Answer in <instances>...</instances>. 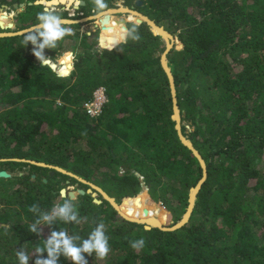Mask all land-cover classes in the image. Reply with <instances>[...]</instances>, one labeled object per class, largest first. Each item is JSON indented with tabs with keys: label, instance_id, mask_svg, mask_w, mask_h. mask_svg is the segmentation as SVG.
<instances>
[{
	"label": "trees",
	"instance_id": "16d2710c",
	"mask_svg": "<svg viewBox=\"0 0 264 264\" xmlns=\"http://www.w3.org/2000/svg\"><path fill=\"white\" fill-rule=\"evenodd\" d=\"M34 1L0 0L11 9L26 3L9 31L38 22L44 5L29 4ZM84 1L76 19L95 14L93 0ZM112 1L106 0L108 8ZM139 9L183 44L182 49L174 46L167 59L182 131L207 165L189 221L175 230L146 228L123 218L108 200L101 197L98 204L86 192L71 200L79 223L57 219L37 225L38 233L29 231L41 213L64 202L61 189L90 186L27 160L62 167L95 183L133 217L161 218V209L165 225L183 218L203 169L178 136L161 62L165 42L139 16L111 14L104 23L101 18L108 27L98 42L111 48L101 52L92 51L97 42L92 33L67 35L78 37L82 46L72 71L68 45L56 62L60 69L54 70L41 67L33 44L24 45V34L3 36L0 170L13 175L0 177V264H18L16 251L21 249L35 264L36 248L53 231L65 230L79 237V244L101 222L110 252L103 260L85 253L87 264H264V0H142ZM52 11L71 18L68 11ZM4 15L0 12V21L8 20ZM80 25L68 26L78 31ZM133 26L139 41L113 43ZM65 38L56 49L45 48V57L55 58ZM101 86L108 101L101 115L91 116L85 104ZM184 122L193 127L189 133ZM143 186L148 190L141 193ZM33 204L37 212L29 211ZM141 238L144 248L132 249L129 241ZM57 264L72 261L60 255Z\"/></svg>",
	"mask_w": 264,
	"mask_h": 264
},
{
	"label": "clouds",
	"instance_id": "9594fccd",
	"mask_svg": "<svg viewBox=\"0 0 264 264\" xmlns=\"http://www.w3.org/2000/svg\"><path fill=\"white\" fill-rule=\"evenodd\" d=\"M43 3L44 0H35L36 5ZM93 4L96 15L103 16L107 14L109 6L106 0H93ZM9 9L11 8L9 7ZM13 10L16 9H11V11ZM37 21L36 24L24 31V45L29 42L36 45L33 55L40 61L41 67H52L53 59L45 57L43 50L45 48L56 49L60 41L67 35L72 34V29L68 26L71 21L52 11L50 7H44L43 11L37 14ZM129 38L133 41L140 40L137 27L133 26L130 29H125L118 39L114 38L113 43L118 44L121 41L126 43ZM61 75H67V73H61ZM60 196L64 202L55 204L50 212L41 213L40 218L30 225L29 231L38 233L37 225L41 223L51 224L57 219L65 223L80 222L71 203L72 199L66 196L64 189L60 190ZM29 211L37 212V206L35 204L31 205ZM79 239V237L69 236L65 230L53 231L50 237L43 241V246L36 248L35 251L38 256L35 264H57L60 255L70 259L72 264H87L85 253L88 255L94 253L96 258L100 260L107 258L110 252L109 238L105 235V225L102 222L90 232L87 239L77 244L76 241ZM129 243L131 248L136 251L142 250L145 246L143 238L129 241ZM45 251L47 252V258H42ZM16 257L18 264H29V255L23 249L16 251Z\"/></svg>",
	"mask_w": 264,
	"mask_h": 264
},
{
	"label": "water",
	"instance_id": "95a60500",
	"mask_svg": "<svg viewBox=\"0 0 264 264\" xmlns=\"http://www.w3.org/2000/svg\"><path fill=\"white\" fill-rule=\"evenodd\" d=\"M54 0H44V7H53L54 5H58V4H61V3H58V4H50L48 5L47 3L49 2H52ZM85 1L84 0H80V4H84ZM29 4H35V1L34 2H31ZM135 5H142V0H136V3ZM26 6V3H15L14 4V8L17 10V12H20L22 9H24ZM69 7V6H68ZM77 7V6H75ZM133 8V7H132ZM132 8L128 9L130 11H134ZM132 9V10H131ZM7 10H9V6L6 5V4H2L0 3V12H7ZM108 10H113V9H108ZM107 10V11H108ZM136 12V11H135ZM144 17H146V23L150 26L151 30L154 32V34H158V35H161L162 38L164 40H166L167 44H166V50L164 51V53L162 54V58H161V62H162V66L168 76V79H169V83H170V87H171V92H172V98H173V107H174V119L176 120V128L178 130V136L180 138V140L182 141L183 144H185L187 147H189L193 154L197 157V159L199 160V163L203 169V177L202 179L198 182L197 186L192 190L191 192V195H190V205L187 209V212L185 213V215L183 216V218L178 221L177 223H174L172 224V226H163V225H155L153 223H149V222H142V221H139L137 219H132V218H129L127 216H125L119 209V205L115 198L111 197L106 191H104L101 187L91 183L90 187L87 189V190H84V189H78L77 192L76 191H72V190H67L66 188H63L65 190V193H66V196H69L71 199H75L77 197V194H85L86 192L91 194L93 197L95 196L96 191H100L102 194H103V198L108 200L112 206L117 210V212L125 219L129 220V221H134V222H138V223H144L146 228H150V227H159L161 229H164V230H175L177 228H180L182 227L184 224H186L191 215H192V212H193V209H194V205H195V200H196V196L203 184V182L205 181L206 177H207V165H206V162L202 156V154L200 153V151L194 146V144L191 142L190 139H188V137L186 135H184L183 131H182V125H181V121H182V115H181V109L178 105V99H177V88H176V83H175V77H174V74L172 73V70L168 64V59H167V54L168 52L173 48V44H172V41L174 39V35L171 34L170 32H168L163 26L159 25L155 20L151 19L149 16L147 15H144L142 14ZM4 17L8 19V14L5 13ZM94 16H90L88 18H86L87 20L89 19H93ZM107 18V14L104 15V17L101 19L102 23H104L103 20H106ZM85 19V20H86ZM69 21H71V23H76L77 21H74V20H71V19H67ZM14 26V23L13 22H9L7 25H4L2 21H0V28L1 29H8V28H12ZM103 26V24H102ZM154 27H157L159 29L158 32H156L154 30ZM103 28V27H102ZM27 29V28H26ZM26 29H23V30H20V31H16V32H9V33H5V32H0V37H3V36H8V35H17V34H24V31ZM90 33V32H89ZM100 40H99V46L97 47V50L98 49H101V50H104V49H111V48H108V47H101L100 46ZM123 42V41H121ZM120 42V43H121ZM36 46V45H34ZM113 48V47H112ZM54 63L56 64V62H53V66L51 68H53L54 70L55 67H54ZM72 68H73V65H72ZM71 72V71H70ZM2 160H6V159H2ZM21 160H25V159H21ZM33 164H37V165H41V166H50L52 168H54L55 170L57 171H60V172H63V173H66V174H69L75 178H77L79 181L83 182V183H89L86 179L78 176V175H75L74 173L70 172V171H67L65 170L64 168L62 167H59V166H56V165H47L45 163H42V162H37V161H34V160H27ZM13 174L7 170H0V177H5V178H9L11 177ZM51 175H54V171H51ZM35 176V175H33ZM46 181V179H45ZM144 190H148V188L146 186H143V189L141 191V193L144 191ZM94 202L100 204L102 203V200L101 199H98L96 197H94ZM164 209V208H163Z\"/></svg>",
	"mask_w": 264,
	"mask_h": 264
},
{
	"label": "rangeland",
	"instance_id": "374dc122",
	"mask_svg": "<svg viewBox=\"0 0 264 264\" xmlns=\"http://www.w3.org/2000/svg\"><path fill=\"white\" fill-rule=\"evenodd\" d=\"M77 1H79V0H76V2H74L76 4H72L69 7L66 6L64 3H61V4H58V5H54L53 7H50V8H51V10H57V11H60V10L63 11V10H65V11H68L69 12V16L71 17L69 19L74 20V21H77L76 23L81 24L80 27L78 28V31H72V34H74V33L76 34L77 32L80 33V34H82L84 32H86L88 34H91L92 33V36L93 37H91V38H93L94 40L97 41V42L95 41L96 44L94 45L92 51L101 52L103 50H101V49H98L97 50V47L99 46L98 38H99L100 32L102 31V27H108V26H102V23L100 21V19L103 18L104 15L103 16H98L95 13L94 15H91V16H94L93 19H89V20L86 19V18H88L90 16H83V17H81L79 19H76V16L82 15L81 12L80 13H77V10L79 9V7L81 5ZM77 3H79V4H77ZM135 3H136V0L134 2H132V3H130V5H131L130 6V5H127L128 3H126V0H113L112 1V7L111 8H108V9L126 8L127 11H125V12L124 11H119V12H116L115 11L114 12L113 15L114 16H117V17H120V18H122V17H128L129 14H131V12H129L130 10H128V9H130L132 7H133L132 9L134 11L140 12V13H142V14L145 15L144 12L140 11V9H139L140 6L138 7V5H135ZM75 6H77V7H75ZM5 13H7L8 15H10L7 21L2 20L3 24L4 25H7L8 22H13V18L12 17L17 14V10L10 11V9H9V11L4 12V14ZM56 13L59 14L60 16L64 15V13H62V12H56ZM83 19H86V20L83 21ZM70 24H72V23H70ZM13 28L14 27L8 28V29H1L0 28V30H5L4 31L5 33H9V32H13V31H9V29H13ZM93 39H92V41H93ZM164 42H165V46H166V44H167L166 40H164ZM179 42L180 41H179L178 37L177 36H174V39L172 41L173 47L176 46L177 49H182L183 48V44H179ZM93 43H94V41H93ZM66 45H68V50H70L73 53V68H74V62H75L76 54H77V52H80L82 50V48H81L82 46L80 45V39L78 37L65 38V40H64V42L62 44L63 49L60 50L59 54H57V56L55 58H52V57H48V58H52L53 61H55V62L58 63L59 59L65 54V53H63V50H64V48H65ZM35 48H36V46L33 45V50H35ZM43 54H44V50H43ZM73 68L71 69V71L73 70ZM56 69L59 70L60 69V66L58 65V67ZM182 123L183 122L181 121V125H182ZM184 123H187V125H188L187 133H189L190 131L193 130V127L190 125L189 122H184ZM85 147H87L86 143H85ZM24 171H27V169H25ZM141 179H142V177H141ZM91 183H93V182H89V183H85V184H88L89 186H91L90 185ZM93 184H95V183H93ZM66 189L68 191L69 190H72V191H76L77 192V190L80 189L79 183L78 184H74V185H67ZM95 192H96V194H95L94 197H96L98 199H101V197L103 198V194L100 191H96L95 190ZM158 205L161 206L160 204H158ZM172 224H174V220L173 219H171L169 221V223L166 224L165 226H171ZM99 263L102 264L104 262L103 261H99Z\"/></svg>",
	"mask_w": 264,
	"mask_h": 264
},
{
	"label": "bare ground",
	"instance_id": "6f19581e",
	"mask_svg": "<svg viewBox=\"0 0 264 264\" xmlns=\"http://www.w3.org/2000/svg\"><path fill=\"white\" fill-rule=\"evenodd\" d=\"M80 1V0H79ZM74 2H76V0H54V1H52V2H49V3H47L48 5H50V4H58V3H64L66 6H71L72 4H76V3H74ZM80 3V2H79ZM79 3H77V4H79ZM119 12V11H127V9L126 8H119V9H113V10H108L107 11V16L108 15H111V14H114V12ZM129 12H131V15H135V16H139L141 19H143L145 22H147L146 21V17H144L143 15H142V13H140V12H135V11H129ZM85 19H83V21H84ZM154 30L156 31V32H158L159 31V29L157 28V27H154ZM54 67H55V69L57 68V63L55 64L54 63ZM119 209H120V211L125 215V216H127V217H129V218H132V219H137V220H139V221H142V222H144V221H146V222H149V223H153V224H155V225H165L164 224V220H163V215H164V213H163V211L161 210V209H158L157 208V211L158 212H160L161 213V218H160V216H148V217H143V218H136V217H133V216H131V215H129V214H127L123 209H122V207L119 205Z\"/></svg>",
	"mask_w": 264,
	"mask_h": 264
},
{
	"label": "built area",
	"instance_id": "2783aa9c",
	"mask_svg": "<svg viewBox=\"0 0 264 264\" xmlns=\"http://www.w3.org/2000/svg\"><path fill=\"white\" fill-rule=\"evenodd\" d=\"M108 101L106 88L101 86L94 92V97L91 101L85 104L87 113L91 116L98 117L101 115L105 103Z\"/></svg>",
	"mask_w": 264,
	"mask_h": 264
},
{
	"label": "crops",
	"instance_id": "0c3cea01",
	"mask_svg": "<svg viewBox=\"0 0 264 264\" xmlns=\"http://www.w3.org/2000/svg\"><path fill=\"white\" fill-rule=\"evenodd\" d=\"M77 2H80V1H77ZM1 3V2H0ZM3 4V3H2ZM13 7H14V5H13ZM7 11H9V10H7ZM10 11H11V9H10ZM18 13V12H17ZM10 16V15H9ZM13 18V17H12ZM14 23V22H13Z\"/></svg>",
	"mask_w": 264,
	"mask_h": 264
},
{
	"label": "snow or ice",
	"instance_id": "6c2138e0",
	"mask_svg": "<svg viewBox=\"0 0 264 264\" xmlns=\"http://www.w3.org/2000/svg\"><path fill=\"white\" fill-rule=\"evenodd\" d=\"M64 74H66V73H64Z\"/></svg>",
	"mask_w": 264,
	"mask_h": 264
}]
</instances>
